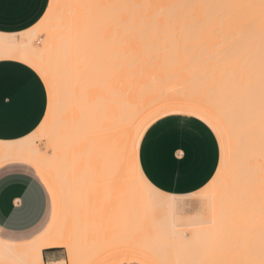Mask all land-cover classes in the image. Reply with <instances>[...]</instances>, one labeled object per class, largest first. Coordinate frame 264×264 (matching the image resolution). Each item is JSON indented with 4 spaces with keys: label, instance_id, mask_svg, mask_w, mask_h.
I'll return each mask as SVG.
<instances>
[{
    "label": "bare ground",
    "instance_id": "bare-ground-1",
    "mask_svg": "<svg viewBox=\"0 0 264 264\" xmlns=\"http://www.w3.org/2000/svg\"><path fill=\"white\" fill-rule=\"evenodd\" d=\"M68 4L92 7H64ZM182 19L195 21H176ZM40 32L44 39L35 47ZM186 32L216 36L220 32L230 40L221 47L226 54L205 60L208 73H217L211 78L220 84L217 94L198 99L201 102L175 101L176 105L146 100L138 70L131 72L132 79L122 70L128 61L119 52L128 50L125 44L130 41L124 37ZM211 51L216 52L213 47ZM5 59L22 62L41 77L49 105L31 134L0 141V164L23 161L40 168L56 187L59 208L38 240L27 244L0 240V263L43 264L40 250L51 245L66 248L69 264H89L100 250L104 256L97 264L122 255L151 264H224L211 255L214 259L208 261V252L216 246L205 249L223 234L216 228L206 231L199 222L210 218V209L214 215L222 213L221 205L243 190L264 196V0H49L42 17L27 30L0 32V60ZM172 114L200 119L221 144L220 162L203 187L211 204L209 217L197 210L176 214L177 205L184 206L183 200L193 194H163L140 170L138 149L145 130ZM37 131L47 139L50 151L35 146ZM105 145L110 150L107 156ZM92 161L106 163L105 171L118 175L117 192L92 191ZM116 183L109 180L107 185L112 189ZM72 190L77 192L67 208L66 196ZM102 221L139 225L143 230L135 237L110 231L99 239L87 227ZM186 226L196 229L189 233Z\"/></svg>",
    "mask_w": 264,
    "mask_h": 264
},
{
    "label": "crops",
    "instance_id": "crops-1",
    "mask_svg": "<svg viewBox=\"0 0 264 264\" xmlns=\"http://www.w3.org/2000/svg\"><path fill=\"white\" fill-rule=\"evenodd\" d=\"M48 4L49 0H0V32L27 30L42 17ZM46 106L45 84L31 67L16 60H0V141H16L31 134L43 119ZM219 159V143L213 131L200 119L185 114L155 121L145 130L138 149L142 174L163 194L197 193L213 177ZM12 164L29 166L56 190L50 177L31 163L8 161L0 168ZM42 183L21 167L7 166L0 171V232L4 235L0 240L27 244L47 232L49 228L27 236L46 213L47 193ZM56 195L59 204L57 190ZM40 256L43 264H69L63 246H43ZM100 264L151 263L122 255Z\"/></svg>",
    "mask_w": 264,
    "mask_h": 264
},
{
    "label": "rangeland",
    "instance_id": "rangeland-1",
    "mask_svg": "<svg viewBox=\"0 0 264 264\" xmlns=\"http://www.w3.org/2000/svg\"><path fill=\"white\" fill-rule=\"evenodd\" d=\"M176 21L192 22L195 20L182 19ZM205 35L206 34H193L186 32L165 34L159 33L153 35L133 34L125 36L126 38L124 37V35L119 36V38L121 37V39L124 37L125 40H130L129 42H124V44L128 42V44H125L128 47V50L125 49L124 51L121 50L119 52L121 56L128 61V65L122 70L126 69V75L130 79L133 78L131 72L133 70H138V74H140V76L137 78V80L139 81L140 87L142 86L145 88L143 89L145 90V99L151 100L153 98L155 100V103L159 102L162 104L163 101H168L167 103L169 105H171L172 103L175 104V101H177L178 104L184 103L185 101L191 103L193 100H200V98L204 96L207 97L215 95L217 94V89L220 87V84H216L214 82L215 80L211 78H214V75H217V73L214 74L213 70H211V74L208 73V71L206 70L208 68L205 66V63L207 61L205 62V60L207 58H211L212 56L218 55V53L219 56H221L223 52L226 54L227 50H224L223 48H225L224 45L226 46V43H229L230 40L228 39L225 41V35L220 34V32L218 36H216L215 34L206 36ZM35 37L36 38H34L33 45L35 47L40 46L42 40L44 39L43 33L40 32ZM150 38H152V41L150 40ZM214 43L220 44L218 46H212L213 49L215 48L216 52L211 51L209 53L212 47L210 49L207 47ZM216 49H220L221 52L220 50L217 52ZM137 54L138 56H136ZM205 71H207V73H205ZM127 76L126 78H128ZM128 85L129 83L126 84V86ZM146 96L148 99L146 98ZM194 97L195 99H193ZM48 105L49 94L47 91L46 110L48 109ZM40 134V131H37L35 134V146L41 150L50 151L49 144L46 145L48 143L46 142L47 139L43 135L40 136ZM220 145L219 150L221 158L222 148L220 147ZM89 165L91 166L89 178L93 187L92 191L97 192L98 190L99 192H111L113 189L115 192L118 191L116 183L118 180V175L108 174L105 171L106 169H104L107 166L106 163L100 161H92L89 163ZM7 166L24 168L34 174L43 182L42 184L47 193L46 213L40 224H38L37 227L31 230L27 234V236L45 232L51 226V224H53V221L58 211V197L56 195V190L49 183L44 181L29 166L22 164H12ZM7 166L0 168V171ZM109 180H114L116 183V185H114L112 189L107 185ZM76 192V190H72L71 194L66 196L67 208H71V204L73 203V196H75L73 194ZM239 193L240 194L232 195V200L230 202L221 205L222 213L220 212V214L218 215H214L213 213H211L212 210L210 209V201L209 199L204 198V188L183 200L184 207L189 209L184 214L188 215L195 212L196 210L202 211L204 214H206L207 210L210 209L211 212L209 211L210 213H208L209 215L211 214L210 218L207 221L203 220L204 222H199V224L204 226L206 231L213 232L216 228L215 230H217V232L220 231V235L223 234V238L219 239L218 243L215 241V245H212V242V248L209 246L208 248H205V244H208L205 240V244L198 243L200 241L196 242V245H203L204 248L207 250L213 249L215 246L217 247L216 250L214 249V251L211 250V252H208V261H210V259L213 260L215 257L216 260L214 261H218L220 263L222 260V263L224 264L225 262L229 263V261L231 264H261L263 262L262 259L264 258V196H262L261 193L249 192L248 190H243ZM63 203H61L62 206H65V201H63ZM68 212V210L64 212V215L68 214ZM209 215L206 214L205 216L209 217ZM60 223L64 224L65 222L63 221ZM101 223L102 224H94L87 227L88 230H90V233H92V235L94 234L93 236L99 239H102L104 234H108L110 233V231L117 232L121 230L122 233L126 232V234H131L130 237H135V234L143 230L139 225L116 226L115 224H110L106 221H102ZM187 229L190 233L192 232V230H195L196 227L186 226L184 230L186 231ZM126 234H123V237H128L126 236ZM0 236L4 237L1 232ZM203 246H198V248H203ZM210 255L214 257L211 258ZM103 256L104 250H100L95 256L90 257L89 264H97L102 260Z\"/></svg>",
    "mask_w": 264,
    "mask_h": 264
},
{
    "label": "snow or ice",
    "instance_id": "snow-or-ice-1",
    "mask_svg": "<svg viewBox=\"0 0 264 264\" xmlns=\"http://www.w3.org/2000/svg\"><path fill=\"white\" fill-rule=\"evenodd\" d=\"M64 7H68V8H75V7H92V5H75V4H68V5H64ZM69 30H71V24L69 23ZM109 148L107 145L104 146V151H103V155L107 156L109 154ZM189 209H187L184 206L181 205H177L176 209H175V213L176 214H183L186 211H188ZM65 264H67V261H65Z\"/></svg>",
    "mask_w": 264,
    "mask_h": 264
}]
</instances>
